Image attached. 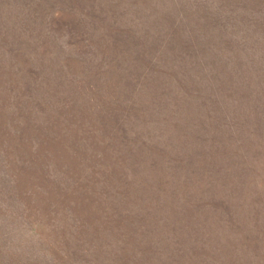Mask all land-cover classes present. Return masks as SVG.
<instances>
[{"label": "rangeland", "instance_id": "1", "mask_svg": "<svg viewBox=\"0 0 264 264\" xmlns=\"http://www.w3.org/2000/svg\"><path fill=\"white\" fill-rule=\"evenodd\" d=\"M0 264H264V0H0Z\"/></svg>", "mask_w": 264, "mask_h": 264}]
</instances>
